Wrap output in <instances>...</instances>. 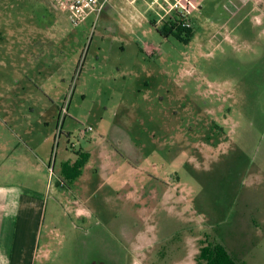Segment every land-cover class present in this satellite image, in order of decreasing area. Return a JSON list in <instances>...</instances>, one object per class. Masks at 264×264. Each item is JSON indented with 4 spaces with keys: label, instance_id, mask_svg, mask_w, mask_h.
Wrapping results in <instances>:
<instances>
[{
    "label": "rangeland",
    "instance_id": "obj_1",
    "mask_svg": "<svg viewBox=\"0 0 264 264\" xmlns=\"http://www.w3.org/2000/svg\"><path fill=\"white\" fill-rule=\"evenodd\" d=\"M183 4L178 40L153 0H0V90L49 123L33 264H264V0Z\"/></svg>",
    "mask_w": 264,
    "mask_h": 264
},
{
    "label": "crops",
    "instance_id": "obj_2",
    "mask_svg": "<svg viewBox=\"0 0 264 264\" xmlns=\"http://www.w3.org/2000/svg\"><path fill=\"white\" fill-rule=\"evenodd\" d=\"M34 93L0 90V264H33L38 252L44 250L43 201L38 196L44 186L45 167L53 168L45 164L42 154L44 128L49 123L41 115L43 111L34 116L39 106L26 99ZM40 110H44L42 105ZM67 162L74 159L60 160L62 177Z\"/></svg>",
    "mask_w": 264,
    "mask_h": 264
},
{
    "label": "trees",
    "instance_id": "obj_3",
    "mask_svg": "<svg viewBox=\"0 0 264 264\" xmlns=\"http://www.w3.org/2000/svg\"><path fill=\"white\" fill-rule=\"evenodd\" d=\"M164 26L162 35L164 37H173L182 40L181 36L190 37L191 31H188L183 22L178 20L177 15L173 13L163 21ZM89 155L86 152H78L77 159L72 164L68 162L62 166V175L67 179H76L80 174L81 168L85 165ZM196 264H240L237 263L226 249L219 244H207L200 249L198 256L195 258Z\"/></svg>",
    "mask_w": 264,
    "mask_h": 264
},
{
    "label": "built area",
    "instance_id": "obj_4",
    "mask_svg": "<svg viewBox=\"0 0 264 264\" xmlns=\"http://www.w3.org/2000/svg\"><path fill=\"white\" fill-rule=\"evenodd\" d=\"M54 1H57L58 3L64 6H68L74 9L86 8L91 12H100L108 2V0H54ZM182 1L184 2V0H153V4H157L161 2L167 7H169L166 13L168 12L175 13L177 15L178 20L183 22V26L187 27L188 26V21L186 17L187 7L184 6ZM158 7L162 8L160 5H158Z\"/></svg>",
    "mask_w": 264,
    "mask_h": 264
},
{
    "label": "flooded vegetation",
    "instance_id": "obj_5",
    "mask_svg": "<svg viewBox=\"0 0 264 264\" xmlns=\"http://www.w3.org/2000/svg\"><path fill=\"white\" fill-rule=\"evenodd\" d=\"M92 264H101V262H98V263H97V262H94V263H92Z\"/></svg>",
    "mask_w": 264,
    "mask_h": 264
}]
</instances>
